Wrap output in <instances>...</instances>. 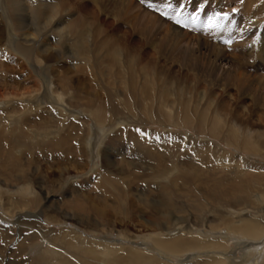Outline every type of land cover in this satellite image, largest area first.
<instances>
[{
    "label": "bare ground",
    "instance_id": "1",
    "mask_svg": "<svg viewBox=\"0 0 264 264\" xmlns=\"http://www.w3.org/2000/svg\"><path fill=\"white\" fill-rule=\"evenodd\" d=\"M44 1H38L35 7L27 6L23 0H3L4 6L0 7L6 21V34L2 37L0 32V40L5 38L6 42L0 47L10 49L28 63L39 65L42 81L37 90L15 91L0 97V108H3L0 110V264H264V174L258 173L257 168L252 172L246 163L227 164H233L235 157L228 147L234 151L264 148V131L251 135L252 130L242 128L240 131L235 122L224 130L223 117L216 113L208 125L204 117L195 127L198 134H206L209 142L196 143L186 136L175 139L173 145H167L164 140L161 143L171 148V155H164L162 151L168 148L160 149V137L158 141L149 140L139 133L140 128L129 124L125 115L131 119L132 107L129 102L121 103L123 93L129 91L132 100L135 95L144 97L141 103L148 106L159 92L162 95L159 103L168 121H179L182 126L191 125L188 112L173 113L172 104H168L169 94L156 89L149 70L137 66L134 48L118 44L115 35L112 37L110 33L100 32L98 38L91 39L93 28L88 17L53 22L52 18L60 10L58 4L51 6ZM118 1L126 7L134 4L133 0ZM246 1L251 4L249 10L242 12L246 15L244 26L261 24L264 0ZM227 3L230 6L228 0ZM27 28L37 34L22 32L20 42L17 32ZM165 28V37L177 32L183 39L208 45L174 25L168 24ZM55 31L71 32L72 38H65L70 43L69 48L57 53L70 59L77 53V57L73 56L75 60L84 66L90 65V69L93 67L95 78L101 80L98 86L111 96L109 102L104 100L105 105L99 103L103 96L94 90L89 103L84 104L73 78L58 73L56 64H51L49 54L55 48L42 43L40 37L45 35L46 39L61 44L59 36L52 35ZM245 47L251 50L253 44L250 42ZM221 50L213 48L217 60L236 58ZM11 57L10 61L15 58ZM8 63H0V71L5 73V78L14 80L11 72L16 71V67ZM263 82L264 78L261 84ZM59 85L67 88L55 87ZM106 132L108 134L100 139L98 134ZM125 134L131 135L132 157L138 158L137 162L127 160L126 154L111 156L120 146L119 138ZM94 136L98 137L96 142ZM212 138L224 141L227 146L221 142L213 146ZM193 145L195 149L191 148ZM37 154L42 155L44 161H38ZM100 155L105 161H111L109 169L99 166ZM62 157L68 160L66 164L58 163L53 171L44 170L43 162ZM85 157L92 162L90 172L98 178L89 181V186L99 188L104 197L85 195L72 182L68 184L72 170L69 163L74 168ZM111 157L121 161L115 164L116 160ZM140 171L150 177L145 180L148 188H158L157 203H154L156 199L145 197L141 189L138 191L141 181L137 183L133 176ZM133 186L138 188L137 194L132 193ZM131 194L142 200L143 205L146 203V208L155 210L154 218L145 217L148 223L141 224L147 229V232L141 231L145 234L144 241L128 240V237L141 236H132L128 228L123 230L125 234L120 233L117 241L115 238L100 241L98 236L87 239L81 227H78L81 231L71 230L64 223L72 220L96 232L101 225L116 227L118 220L121 224L128 222L138 205L127 202ZM186 204L190 209L185 208ZM162 215L174 217V222L157 220ZM44 217L62 226L48 228L42 224ZM113 218L118 220L110 223ZM240 248L243 258L236 260L240 258L237 256ZM30 250L36 251L38 256H27Z\"/></svg>",
    "mask_w": 264,
    "mask_h": 264
},
{
    "label": "rangeland",
    "instance_id": "2",
    "mask_svg": "<svg viewBox=\"0 0 264 264\" xmlns=\"http://www.w3.org/2000/svg\"><path fill=\"white\" fill-rule=\"evenodd\" d=\"M23 1L27 6L35 5L36 7L38 1L40 2L41 0ZM133 2L134 4L131 7H126L122 6V2H116V0L44 1V3H48L51 6L53 4H58L60 10H58L55 17L52 18L53 22L62 19L70 22L72 19L81 18L83 16L88 17L89 21L92 22L91 29L93 28L91 30V37H94L91 39L98 38L100 32L110 33L109 35L112 37L115 35L114 38H116L118 44L134 48L135 56L137 57L135 61L137 62V66L142 70H149L151 72L150 77L155 79L154 85L156 89H161L169 94L168 104H172L173 113H177L178 110H181L182 113L188 112L192 118L191 125L187 126H182L179 121L170 122L168 121L165 110L161 108V103H159L161 100L160 97L162 98L159 92H156V99L154 98L152 100V104L150 103L148 106L147 104L145 105L146 108L141 103L144 97L135 95L133 97L134 100H132L131 96L133 95H130L128 93L129 91H126L123 93L124 97L121 103L128 104L129 102L133 109H131L133 112L131 110L129 111V113L131 112L130 114H132L131 119L130 116H127L128 114H124L126 119L131 122L129 124L133 126L132 128H140L139 133H143L142 135L146 136L149 140L153 139V141H156L157 139L158 141L162 139L158 141L160 142L158 146L162 150H164V147L168 148L164 150L166 153L162 151L164 155H171V148L167 145H173L175 139L177 140L181 136L189 137L196 143H204V141L209 142L206 134H203L204 132L198 134L195 127H197V124L201 119L203 120L204 117L207 119L208 125L216 113L223 117V125H225L224 130L230 126L229 124L231 122H235L240 131L242 128L249 129L250 131L252 130L251 135H253L254 132V134H256V131H264V82L261 84V80L264 78V15L262 16L263 19L261 24L250 23L248 27H245L244 21L246 20V15H242V12L244 10H249V4H251L247 3L246 0H228V2L231 3L230 6L227 0H133ZM3 6V0H0V7L3 8ZM1 8L0 32L3 37L6 34V21L4 20L5 17H3L4 11H2ZM254 10L256 12V9ZM162 13H167V16L162 15ZM176 13H179V15L177 16ZM199 13H201V15ZM217 13L221 14V17L224 13L228 14L227 21L222 19L218 21L223 24V27L220 29L206 27L210 18L214 17ZM257 17L259 16L257 15ZM176 19H179L181 23L177 24ZM165 23L167 25H174L183 33L189 34V36L194 35V38H200L202 42H207L208 45L205 47L202 44L196 43V40L194 41L190 38L183 39L177 32L171 33V36L165 37V26H167ZM64 25L61 24L62 27ZM246 25H248V23ZM22 32L37 34L31 28L21 30V32H17L20 42L23 39ZM52 35H58L61 39V44L57 43L55 40L46 39L45 35L40 37V41L55 48L49 54V57H52L51 64H56L55 68L58 70V73L67 74L69 78H73L75 83L73 85L76 90L78 89L77 92L79 96H81L83 103H89V97H92L91 94L93 90L101 97L103 96L99 103L105 105V101L109 102L111 96L106 94V90L102 89L101 85L98 86L101 80L99 81L95 78V73L92 72L94 70L93 67L90 69V65L84 66L80 64L78 60H75L74 57L78 56L77 53H74V55L71 53L74 56L71 57L73 60L65 57L63 54L58 55L57 51L60 52V50L69 48L70 43L66 42L65 38H70L71 32L65 31L60 33L55 31L52 32ZM176 37L181 41L177 40ZM5 42V38L4 40H0V45L3 43L5 44ZM250 42L253 44L251 50L245 47L246 45L248 46ZM212 47H219L220 50L222 48L221 52H227L228 55L230 54L232 56L236 55V58L232 59L231 57L228 60L218 58L217 60L215 57L217 52L213 51ZM7 49L8 48L2 49L0 47V63L9 62L8 64L16 67V71L11 72L14 80L5 78V73L0 71V97H2L1 94L6 95L15 91L23 93L27 90H37L39 86L42 85L39 76L40 66L33 65L31 62L28 63L23 57L15 56L10 49H8V51ZM3 51L6 52L4 53ZM11 55H13V58L15 57L12 61H10L12 58ZM73 63L80 66L75 67ZM1 69L0 67V70ZM8 73L10 74V72ZM55 87L58 89L67 88L64 85ZM120 89H122V86ZM109 105L111 104L109 103ZM2 109L3 108H0V110ZM108 132L99 133V138L102 139ZM113 135L114 134L111 136ZM125 135L126 136L119 138L118 144H120V146L118 145L116 148L119 152H113L111 156L121 153L119 156L121 155L123 157L126 154L127 160H134L133 162H137L138 158L133 159L132 157L134 146L131 143V135ZM97 138L98 137L94 136L93 140L96 142ZM164 140H167L164 143L169 144H162L161 142ZM212 140L213 146L220 142V144L227 146L222 140L219 141L215 138H212ZM99 142L100 141L97 143V148H99ZM105 147L106 146H103L104 150ZM191 148L195 149V146L193 145ZM228 149V151L231 150L230 152L233 153L235 157L232 159V161H234L233 164L231 162H227V164L237 165L246 163L250 166L252 172L258 169V173L264 174V171H262L264 167V148H257L256 150L237 148L235 151L231 147H228ZM158 151L161 152V150ZM38 157L41 158L42 155H35L36 159ZM40 158L38 161H44ZM111 158L116 160L115 164H119L118 162L121 161L118 157ZM82 160L84 161L75 164L74 168H72L73 165L71 164V166L69 163L68 166L71 167L72 170L68 177L70 180L68 184L72 182V185H75L77 190L84 191L85 195L92 194L95 197H104V194L99 188H95L94 186L90 188L89 186V181L91 183V181L98 180V178L95 179V173H93V171L90 172L91 160L86 157ZM98 161L102 169L106 170L110 168L111 161H105L103 156L100 155ZM66 162H68V160L65 161L64 157H62V159L57 158V160L49 159L43 162V168L44 170L46 169L45 171H53L56 169L58 163L66 164ZM187 164L191 163H186L185 165ZM254 165L256 167L252 168ZM144 172L145 171H140V175L138 173L133 176L136 177L137 183L141 181L138 191L141 189L145 197L156 199L154 203H157L159 201V190L157 187L154 188L150 186V189L148 188L145 180L150 177L148 178L143 175L145 174ZM138 177L139 180H137ZM135 187L136 186L132 187V193L137 194L136 190L138 188ZM66 188H68V185L65 186V189ZM126 199L127 202H131H128L131 205L132 203L138 204L137 211L135 215L129 219L130 221L128 220V222L126 221L122 224L120 220L113 218L110 223H115L116 220L119 221L116 222V227H111L109 224L101 225L99 226L100 229L95 232L93 229H86L84 225L80 226V223L72 220H66L64 223H67L68 228L71 230L81 227L80 229L84 232L87 239H91L93 236L96 238L99 237L100 241H104L106 238H115V241H117V239H120V233L123 234V230L128 228L132 236L141 235L136 239L128 237V240H135V242L139 243L144 241L145 234L142 232H147V229L141 224L143 222L146 224L148 223L145 217L154 218L153 214L155 210L146 208V203L143 205L142 200L139 201L137 196H132V194ZM185 208L190 209L188 204H186ZM31 210L37 212L35 209ZM189 214L190 213L186 211V215L189 216ZM44 219L46 218L44 217ZM44 219H42V224L48 228L52 226H57L59 228L62 226L61 224L51 223L50 220ZM164 219H169V223H173L175 218L173 217V219H171L168 216L162 215L157 220L163 222ZM125 233L126 232H124V234ZM234 242L235 241H232V243ZM120 243L122 242H119V244ZM241 251L242 248L237 251V256L240 258L236 260L243 258V256H240L242 253ZM27 256L37 257L38 255L36 251L30 250L27 252Z\"/></svg>",
    "mask_w": 264,
    "mask_h": 264
},
{
    "label": "snow or ice",
    "instance_id": "3",
    "mask_svg": "<svg viewBox=\"0 0 264 264\" xmlns=\"http://www.w3.org/2000/svg\"><path fill=\"white\" fill-rule=\"evenodd\" d=\"M162 15L167 16V13H162ZM176 15L178 16L179 13H176ZM221 19L224 21H227L228 20V14L224 13L223 16L221 17V14L217 13L214 17L210 18L209 23H208V25H206V27L217 28V29L222 28L223 24L218 22ZM176 23L180 24L181 21L179 19H176Z\"/></svg>",
    "mask_w": 264,
    "mask_h": 264
}]
</instances>
